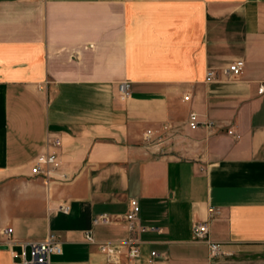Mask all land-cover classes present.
Instances as JSON below:
<instances>
[{
    "label": "crops",
    "instance_id": "1",
    "mask_svg": "<svg viewBox=\"0 0 264 264\" xmlns=\"http://www.w3.org/2000/svg\"><path fill=\"white\" fill-rule=\"evenodd\" d=\"M262 83L264 0H0V264L50 233V264H264ZM192 111L214 125L190 128ZM45 152L66 180L32 174ZM132 198L161 230L112 263L98 242L128 237Z\"/></svg>",
    "mask_w": 264,
    "mask_h": 264
},
{
    "label": "built area",
    "instance_id": "2",
    "mask_svg": "<svg viewBox=\"0 0 264 264\" xmlns=\"http://www.w3.org/2000/svg\"><path fill=\"white\" fill-rule=\"evenodd\" d=\"M244 59H235L230 62L226 67L222 69L223 74L227 78H234L239 76L244 69ZM217 79V72L215 69H208L207 80L214 81ZM129 82H123L120 85V92L123 97L129 95ZM259 92L264 91V83L259 86ZM188 98V97H186ZM189 126L192 129L199 127H212L214 123L212 121H204L200 118L199 114L192 111L188 120ZM167 128V126H165ZM233 133L232 130L229 131ZM152 136V130H147L146 139H150ZM60 141L57 140L56 144ZM60 169L59 157L55 152H45L39 154L34 163L31 166V172L33 175L41 176L46 182L51 180H66L67 175L61 173L57 176V172ZM131 208L126 214V222L129 229L128 237L120 240L102 241L98 242L100 251L105 255L106 259L112 263H121L123 260L134 261L138 259L141 254V240L136 234L160 231L161 227L158 225H149L140 221L141 205L138 199L132 198L130 201ZM60 209L68 212L69 206L61 205ZM215 210L211 208V214H214ZM94 224H110L113 222L112 217L109 214H99L93 219ZM13 232L12 227L4 229V233L8 236L5 244L7 246L13 244V240L10 238ZM195 236L198 239L206 240L209 245L210 257L212 259L219 258L225 252L222 249V244L216 241H212L208 238L209 226L207 222L197 223L194 227ZM86 239L91 243H96L93 232L88 231L86 233ZM30 247L28 250L27 247ZM63 251L60 239L54 234L50 233L45 239L40 241H30L21 243V251H13L16 258L15 264H50L51 257L54 254H61ZM158 255L156 250L151 251V258L149 263L154 261V258Z\"/></svg>",
    "mask_w": 264,
    "mask_h": 264
},
{
    "label": "water",
    "instance_id": "3",
    "mask_svg": "<svg viewBox=\"0 0 264 264\" xmlns=\"http://www.w3.org/2000/svg\"><path fill=\"white\" fill-rule=\"evenodd\" d=\"M5 246H7V245H5Z\"/></svg>",
    "mask_w": 264,
    "mask_h": 264
}]
</instances>
